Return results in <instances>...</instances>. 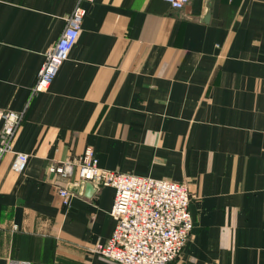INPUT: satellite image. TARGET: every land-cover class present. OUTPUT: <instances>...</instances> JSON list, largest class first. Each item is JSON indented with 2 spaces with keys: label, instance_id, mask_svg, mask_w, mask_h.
Listing matches in <instances>:
<instances>
[{
  "label": "crops",
  "instance_id": "0c3cea01",
  "mask_svg": "<svg viewBox=\"0 0 264 264\" xmlns=\"http://www.w3.org/2000/svg\"><path fill=\"white\" fill-rule=\"evenodd\" d=\"M76 0H0V109H25L0 161V264H116L114 188L70 187L52 163L185 183L192 230L168 264H264V0H93L68 59L32 96ZM1 127V124H0Z\"/></svg>",
  "mask_w": 264,
  "mask_h": 264
},
{
  "label": "built area",
  "instance_id": "2783aa9c",
  "mask_svg": "<svg viewBox=\"0 0 264 264\" xmlns=\"http://www.w3.org/2000/svg\"><path fill=\"white\" fill-rule=\"evenodd\" d=\"M76 0L66 17V24L55 43L44 52L32 96L45 92L78 37L86 14L84 3ZM180 9L187 0H164ZM25 109H0V161L13 154L11 169L22 172L28 154L13 150L12 142ZM54 187L64 204H68L70 187L90 182L95 188H114L110 215L115 226L109 239L93 247L96 253L116 264H168L181 253L190 237L193 222L189 211L190 195L185 183L102 168L91 147L77 157L52 163ZM7 264H31L29 260L9 258Z\"/></svg>",
  "mask_w": 264,
  "mask_h": 264
},
{
  "label": "water",
  "instance_id": "95a60500",
  "mask_svg": "<svg viewBox=\"0 0 264 264\" xmlns=\"http://www.w3.org/2000/svg\"><path fill=\"white\" fill-rule=\"evenodd\" d=\"M86 190H87V193L89 194L90 192L94 191L93 189V186L90 182H87L86 183Z\"/></svg>",
  "mask_w": 264,
  "mask_h": 264
}]
</instances>
